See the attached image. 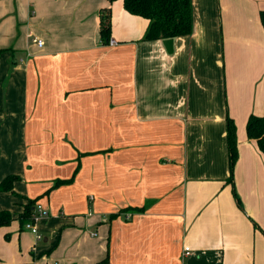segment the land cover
<instances>
[{
	"label": "crops",
	"instance_id": "obj_1",
	"mask_svg": "<svg viewBox=\"0 0 264 264\" xmlns=\"http://www.w3.org/2000/svg\"><path fill=\"white\" fill-rule=\"evenodd\" d=\"M192 9L190 34L146 40L122 0H0L12 264H264V155L246 134L264 114V0Z\"/></svg>",
	"mask_w": 264,
	"mask_h": 264
},
{
	"label": "trees",
	"instance_id": "obj_2",
	"mask_svg": "<svg viewBox=\"0 0 264 264\" xmlns=\"http://www.w3.org/2000/svg\"><path fill=\"white\" fill-rule=\"evenodd\" d=\"M112 2L114 0H108ZM124 8L131 14L139 15L148 20L144 39L173 38L188 35L193 29L192 0H122ZM105 9L104 11H106ZM264 27V11L260 13ZM110 33V16L102 12L100 16V35L106 42ZM227 144L229 151V176L232 181L233 170L237 158L235 124L231 118L226 120ZM248 138L254 139L264 155V114L250 116L246 123ZM16 176H7L0 182V191H11ZM58 183H56L57 185ZM35 200H28L21 214V222L33 218L32 205ZM13 217L8 211H0V226L9 225Z\"/></svg>",
	"mask_w": 264,
	"mask_h": 264
},
{
	"label": "built area",
	"instance_id": "obj_3",
	"mask_svg": "<svg viewBox=\"0 0 264 264\" xmlns=\"http://www.w3.org/2000/svg\"><path fill=\"white\" fill-rule=\"evenodd\" d=\"M33 41L37 42L38 45H41V41L40 40H36L33 39ZM116 42L114 40H109V44H115ZM44 212L41 209V207L39 205L35 206L34 211H33V218H35L36 216H40L43 215ZM24 227L28 230H30L36 237V240H40L41 236L38 234L36 227L33 225L32 222H26L24 224ZM184 254H189V249L185 248V252Z\"/></svg>",
	"mask_w": 264,
	"mask_h": 264
},
{
	"label": "rangeland",
	"instance_id": "obj_4",
	"mask_svg": "<svg viewBox=\"0 0 264 264\" xmlns=\"http://www.w3.org/2000/svg\"><path fill=\"white\" fill-rule=\"evenodd\" d=\"M2 240L0 239V264H12L11 258L7 256L9 250V247L6 245V242L9 241L8 235H3Z\"/></svg>",
	"mask_w": 264,
	"mask_h": 264
}]
</instances>
